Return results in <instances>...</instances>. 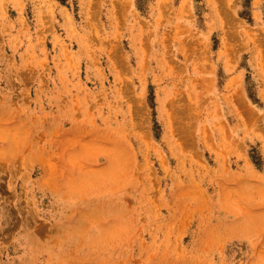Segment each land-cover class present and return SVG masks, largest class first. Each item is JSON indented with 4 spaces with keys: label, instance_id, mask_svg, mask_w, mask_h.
<instances>
[{
    "label": "rangeland",
    "instance_id": "374dc122",
    "mask_svg": "<svg viewBox=\"0 0 264 264\" xmlns=\"http://www.w3.org/2000/svg\"><path fill=\"white\" fill-rule=\"evenodd\" d=\"M0 264H264V0H0Z\"/></svg>",
    "mask_w": 264,
    "mask_h": 264
}]
</instances>
